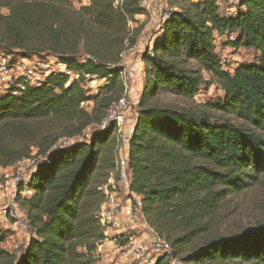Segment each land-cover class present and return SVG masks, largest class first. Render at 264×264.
Listing matches in <instances>:
<instances>
[{"label":"trees","instance_id":"trees-1","mask_svg":"<svg viewBox=\"0 0 264 264\" xmlns=\"http://www.w3.org/2000/svg\"><path fill=\"white\" fill-rule=\"evenodd\" d=\"M167 2L176 8L152 56L149 47L140 56L143 86L123 137L114 124L96 127L124 93L120 54L136 45L139 29L128 21L144 14L138 0L117 9L112 0H0V53L54 59L79 74L0 94V169L32 153L44 158L15 197L30 236L16 256L2 247L0 227V264H96L105 241L96 213L118 180L123 148L141 218L170 244L156 264H264V217L231 237L209 232L228 197L264 185V0H237L226 16L219 0ZM217 37L254 50L257 62L225 69ZM85 75L103 81L94 95ZM212 84L222 97L200 110L158 101L161 92L192 101Z\"/></svg>","mask_w":264,"mask_h":264},{"label":"built area","instance_id":"built-area-1","mask_svg":"<svg viewBox=\"0 0 264 264\" xmlns=\"http://www.w3.org/2000/svg\"><path fill=\"white\" fill-rule=\"evenodd\" d=\"M112 1L115 9L119 8L123 2V0ZM230 1L237 3V0ZM155 5L160 8V11H163L161 23L175 10L173 6L168 4L167 0H138V6L144 11V14L150 13ZM226 13L232 15L235 10H228ZM128 27L132 28L131 21H128ZM228 39L232 40L233 36L230 35ZM131 50L132 48H127L120 54V64L123 66L121 78L124 93L118 101L110 106L105 118L96 127L99 130H105L114 124L123 137L129 133L124 128L125 122H127L126 113L129 112L131 103H134V99H136V95L130 91L126 84V67L122 63L126 52ZM148 54L152 56L150 46ZM50 74L62 75L67 78L68 82L79 78L78 73L66 69L64 65L59 63L45 62L44 59L36 57L12 59L0 53V94L7 93L12 96H19L28 87L40 86ZM129 75L130 78L134 76L131 72ZM84 78L85 86L87 82L91 85L94 82L102 81L89 75H85ZM85 106L86 103H81V107L85 108ZM43 160V157L32 153L30 157L19 160L10 167L12 169L11 189L5 194L0 192V226L5 219H10L13 221V226L21 233L30 234L25 210L16 202L15 197L17 187L24 181L22 175L24 168L30 166L31 172ZM129 184L123 148L119 152L118 180L115 185H112L113 191L104 190L106 199L96 213V220L103 230L104 243H112V248L106 255H100L98 250L96 264H156L158 259L170 254V244L148 228L142 220L140 203L137 197L130 192ZM3 189L4 187L1 186L0 191ZM119 193L123 195L122 199ZM168 262L169 264H183L177 258H169Z\"/></svg>","mask_w":264,"mask_h":264},{"label":"rangeland","instance_id":"rangeland-1","mask_svg":"<svg viewBox=\"0 0 264 264\" xmlns=\"http://www.w3.org/2000/svg\"><path fill=\"white\" fill-rule=\"evenodd\" d=\"M237 3H231L230 0H224L222 7H219V14L226 16L228 10H235ZM174 8H176L174 6ZM157 13V12H155ZM160 15L155 16L153 13L144 14L135 18V22L132 24V29H139V36L136 41V45L132 47V50L126 52L125 59L123 64L126 67V84L130 88V91L136 95L134 103H131L129 112L126 113L127 122H125L124 128L126 130L131 129L134 123L135 115V104L140 96V92L143 86L136 83L138 78L140 79V74L143 70V65H141V54L147 47L152 46L153 40L158 35L159 26L161 24V18L163 11L160 12ZM3 14H6V11H3ZM224 37H217L216 39V52L219 54L222 62L224 63V68L227 70H233L241 64L256 63L258 59V54L252 49L239 48L233 49L231 47H225L222 45ZM45 62H53L57 64V61L54 59L46 58ZM194 63L191 62L190 66H193ZM129 72L134 76L130 78ZM206 80L208 79L207 76ZM136 81L134 86L132 85L131 80ZM98 82V81H97ZM89 82L86 83V88L90 91L91 95H94L98 83ZM136 87V88H135ZM135 88V89H133ZM222 97V92L219 88L212 84L208 87H201L197 95L192 101H187L183 98L173 96L168 93H159L158 101L160 104L168 106H176L182 108L196 109L200 110L205 103H215L218 99ZM91 106V104L86 105ZM85 106V107H86ZM70 140L67 145L70 144ZM30 166H26L23 170L24 181L20 184L25 183L28 180L30 175ZM12 173L9 174L11 177ZM6 176L2 175L0 177V188L5 182ZM18 189V187H17ZM120 198H123V195L119 193ZM264 217V185H259L255 187H250L247 190L234 194L227 198V201L223 205L222 215L216 221V224L213 225V228L209 231L212 236L219 237H231L239 234L240 232L253 228L257 223H259ZM6 233L5 242L2 244V247L18 256L27 243V240L30 236L24 233H21L18 229L13 226V221L10 219H5L0 226Z\"/></svg>","mask_w":264,"mask_h":264},{"label":"crops","instance_id":"crops-1","mask_svg":"<svg viewBox=\"0 0 264 264\" xmlns=\"http://www.w3.org/2000/svg\"><path fill=\"white\" fill-rule=\"evenodd\" d=\"M223 4H224V0H219V7H222ZM155 12H157V13H155ZM160 12H161L160 8L157 5L153 6V8L151 9V13H153L155 16L160 15L161 14ZM140 64L143 65L142 63H140ZM139 76H140V79L138 78V82L131 80V82H132L131 86H134L136 83L139 85V82H140V84H142V82H143V70ZM97 83L99 86H101L103 84V81H98ZM135 88H133V89H135ZM134 117H135V115H134ZM31 172H29V174ZM11 173H12V169L10 167L6 168V169H0V177L2 175H5L6 179H7L5 182H3L2 187H4V189L0 191L1 193L5 194V193L9 192V189H11V183H10L11 177H9V174H11ZM21 196H27V192H25V191L21 192ZM111 248H112V243L106 242L100 247L99 254L100 255H106L108 252L111 251Z\"/></svg>","mask_w":264,"mask_h":264}]
</instances>
